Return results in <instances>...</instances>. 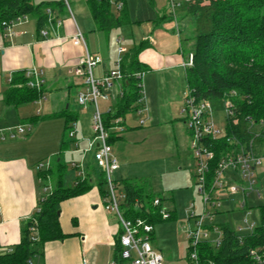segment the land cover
I'll list each match as a JSON object with an SVG mask.
<instances>
[{
    "label": "crops",
    "instance_id": "0c3cea01",
    "mask_svg": "<svg viewBox=\"0 0 264 264\" xmlns=\"http://www.w3.org/2000/svg\"><path fill=\"white\" fill-rule=\"evenodd\" d=\"M42 1L53 3L49 10L50 20L41 29L47 31L46 35H42L41 30H37L35 18L28 16L25 19H14L10 28L0 26V130L17 125H21L24 129L22 135L16 138L0 140V254L10 251L19 242L24 221L32 215L38 199L52 190L53 180L48 176L42 178L39 173L47 169H56L57 164L61 163L64 165L61 173L65 186H72L77 178H87L91 188L83 194L60 202L59 223L67 236L62 240L45 242L39 248V252L33 256L32 264H83V260H86L87 264H112L119 223L113 214L104 210V197L97 187V175L100 170L95 165L92 152L87 148L93 136L92 130L87 134V127L88 130L91 129L88 119L91 120L93 107L90 104L86 107L82 106L89 117L82 113L81 123H78L79 113L71 110V102L78 104L77 93L85 90L82 78L74 76L71 72L84 55L83 47L73 43L72 36L76 29H79L89 54L101 57V62L94 67L95 70L93 69L95 77L116 68L118 44L114 47V51H110L99 46L98 41L95 43L94 34L97 35L105 30L97 27L86 0H69L71 3L69 12L64 5L58 3L59 0H34L35 3ZM124 4L126 7L127 1ZM180 4L184 6L180 15L186 14V4L183 1H180ZM174 13L171 12L168 17L177 20ZM164 17L166 15L161 18ZM129 20L132 23L130 17ZM185 39L178 36L177 51L172 48L170 51L168 48L163 50V46L155 43L156 38L152 41L145 38L135 41L132 47L121 45L127 52L139 42L146 41L147 46L137 56L146 71L151 70V67L157 68V71L182 69L186 82L182 62L191 51L192 41H185L183 45ZM120 43H122L121 39ZM30 69L40 72L43 80L40 88H34L40 91L37 99L18 105L4 103L3 97L11 85L13 74L23 72L26 85L25 73ZM118 88L119 85L115 90ZM116 100L113 98L111 103L106 104L103 112L105 113L110 105L114 107ZM145 107L143 99L139 109L133 111L142 115V109ZM180 112L184 124L182 136L189 146L190 133L182 109ZM58 113L67 114L68 118L75 122L76 131L74 136L68 135L69 141L65 140V116L55 115ZM35 116H44V118L34 122L29 121ZM122 117L124 125L125 117ZM140 124H144L142 118ZM124 132L125 128L119 134H113L115 139L111 142L112 145L115 140L122 139ZM68 142L75 144L76 153L80 151L79 145H86V148L82 157L67 165L63 152L68 147ZM73 163L76 166H73ZM38 165H41L40 169L37 168ZM119 169L118 167L115 172V181L118 189L123 191V181L131 179L118 174ZM253 191L258 198H262L258 190ZM249 192L243 194L239 191L241 200L236 198L237 192L218 193L220 206L217 213H225L227 218L229 212H234L232 208L238 205L237 210L245 208L249 210L246 207V196ZM249 214L250 211L245 213L246 216ZM247 223L252 222L244 218L241 225L246 228Z\"/></svg>",
    "mask_w": 264,
    "mask_h": 264
},
{
    "label": "trees",
    "instance_id": "16d2710c",
    "mask_svg": "<svg viewBox=\"0 0 264 264\" xmlns=\"http://www.w3.org/2000/svg\"><path fill=\"white\" fill-rule=\"evenodd\" d=\"M58 3L65 6L63 0ZM86 3L101 30L109 31L131 23L125 4L117 11L112 0H86ZM52 4L48 1L0 0V26L3 21L26 15L35 18L39 31L48 22ZM185 10L193 17L195 32L193 37L185 39L192 41L193 59L192 66L185 69L187 88L193 90L197 98L208 100L222 99L234 91L231 96L233 113L228 117L225 132L240 143L248 144L251 140L254 144L261 143L264 139V0H188ZM147 44L141 41L124 53L119 64L122 73L147 70L137 59ZM25 81L23 72L13 74L3 97L4 103L18 105L37 99L40 91L27 87ZM123 83V94L116 100L113 111L104 114L106 126L113 117L124 116L140 106L136 79L129 77ZM55 115L65 116L67 130L71 119L65 113ZM42 118L44 116H35L29 121ZM114 139L112 134L109 142ZM227 146L225 140L213 141L214 158L209 164L208 181L212 180L217 162ZM63 168L64 165L58 163L56 169L39 173L42 178L48 176L53 180L52 190L38 199L32 215L23 223L19 242L10 251L0 254V264H30L45 242L67 236L59 223L60 202L88 191L91 183L87 178H77L72 186H65ZM97 176V187L105 197L104 176L101 171ZM122 184L125 199L121 207L126 217H141L152 225L154 220H162L160 207L152 205L153 196L143 193L132 181L124 180ZM136 200L144 204L141 210L133 209ZM257 210L258 224L246 233L228 223H219L221 240L218 246L209 241L196 245L199 263L243 264L251 260L250 250L264 252V203L258 205ZM169 213L172 217V211ZM114 261L123 264L117 240Z\"/></svg>",
    "mask_w": 264,
    "mask_h": 264
},
{
    "label": "rangeland",
    "instance_id": "374dc122",
    "mask_svg": "<svg viewBox=\"0 0 264 264\" xmlns=\"http://www.w3.org/2000/svg\"><path fill=\"white\" fill-rule=\"evenodd\" d=\"M63 1L66 11L69 12L70 1ZM125 1H127L125 8L132 23L94 34L95 43L98 41V45L103 49L108 48L112 51L117 46L118 38L122 40L121 44L129 47H132L135 41L144 38L152 41L156 38L155 43L163 46V50L168 48L170 51L172 48L177 51L178 36L185 39L194 35L192 17L186 14L180 15L184 10L180 1L186 4V0H123ZM171 12H175L177 20L168 17ZM164 15L166 17L161 18ZM151 68L143 73L140 80L146 107L142 109V115L134 111L124 114L125 132L122 134V139L113 142L112 154L120 168L118 174L131 179L130 181L138 185L143 193L153 197H164L161 206L167 211H172V217L154 220V230L150 239L152 247L162 254L163 264H188L189 243L181 225L187 222L189 203H195L197 212L201 210V204L194 184V160L191 149L182 136L184 124L180 110L184 107L187 87L182 69L157 71V68ZM111 102L112 99L109 101L99 99L98 105L101 111L103 112L106 104ZM209 107L215 124L224 128L227 125L224 100H210ZM71 110L79 113L78 123L82 121V113L89 117L85 113L86 110L74 102H71ZM141 118L144 124H140ZM88 125H90L89 119ZM90 130L87 127V134ZM68 137L66 130V141H69ZM72 143L68 142V147L63 152L67 165L71 161L78 160L85 153L86 145H79L80 151L76 153L75 144ZM255 152L264 155V140L255 145ZM263 166L262 164L256 168L258 184L255 187L262 198H258L255 191H250L246 196V207L249 210L247 208L237 210L238 205L232 208L234 212H229L227 218L225 213H217L213 220L214 224L228 221L231 227L241 233L250 230L241 225L244 218L254 225L258 224L257 207L264 203ZM237 193L236 198L240 199L241 196L239 192ZM247 211H250L248 216L245 215ZM218 234L219 231H211L208 241L215 240ZM123 264H128V261Z\"/></svg>",
    "mask_w": 264,
    "mask_h": 264
},
{
    "label": "built area",
    "instance_id": "2783aa9c",
    "mask_svg": "<svg viewBox=\"0 0 264 264\" xmlns=\"http://www.w3.org/2000/svg\"><path fill=\"white\" fill-rule=\"evenodd\" d=\"M112 3L117 11L121 10L124 4L123 0H112ZM26 17L24 15L16 19H25ZM49 20L50 14L48 22ZM12 21H3L1 27L10 28ZM40 33L46 35L47 31L41 30ZM72 41L84 49V55L80 59L79 64L71 72L74 76L81 77L85 85V90L78 92L76 95L77 103L83 107L87 104L93 107L90 120L93 136L88 142V148L92 152L96 167L102 172L105 179L106 195L103 202L104 210L113 214L119 223V230L116 233L119 256L123 262L128 261V264H163L162 254L156 251L150 243L151 234L154 230L153 225L141 217H126L121 207L125 199V193L118 189L115 181V172L119 165L112 154V143L109 142V139L112 134L117 135L124 129L123 117H113L108 122V126H106L104 114L111 113L114 107L108 106L104 113L98 105L99 99L109 101L113 98L115 100L119 98L124 91L123 81L129 77H133L137 81L140 94L139 104L141 105L144 98L140 80L145 71L140 70L132 74H124L120 71L119 64L126 51L122 47L120 39H117L118 56L116 68L104 72L99 77H95L93 69L101 62V57L89 54L83 34L79 29H76L73 34ZM192 61V53L189 52L186 59L182 62V66L186 69L192 66ZM40 74L35 69L28 70L25 73L27 77L26 85L36 89L40 88L43 83ZM117 85H119V88L115 90ZM234 94L235 92L231 91L229 95H225L222 98L225 104L227 120L233 113L231 96ZM209 102L210 100L208 99L197 98L194 91L187 88L182 113L184 114L185 123L190 133L189 147L194 160L193 175L196 192L200 197L201 204V210L197 212L195 211V203H189L187 222L181 225L190 247V261L188 264H200L195 248L200 242L208 241L211 231H219V234L215 240L209 242L214 246L220 244L221 231L213 223L220 206L218 193H236L240 191L245 194L248 191L256 190V168L262 164L264 165V155H258L255 152V144L252 140L248 144L240 143L234 136L227 135L225 127L220 128L215 124L212 119ZM75 126L74 121L68 124L67 130L70 137L75 134ZM23 132L24 129L21 125L0 130V140L16 138L22 135ZM218 140H225L228 149L218 160L212 180L208 181L209 164L214 158L212 143ZM73 166L76 165L73 163ZM37 168L40 169L41 165H38ZM230 176L236 178V180H232ZM161 202L162 199L160 197H154L152 205L160 207L162 219H168L170 213L164 206H161ZM143 206L142 202L136 200L133 209L141 210ZM254 226V223H247V228L250 230ZM249 255L251 260L243 264H264V252H258L253 249L250 250ZM30 264L32 263L30 262ZM83 264H87L86 260H83ZM112 264H116V262L113 261Z\"/></svg>",
    "mask_w": 264,
    "mask_h": 264
}]
</instances>
